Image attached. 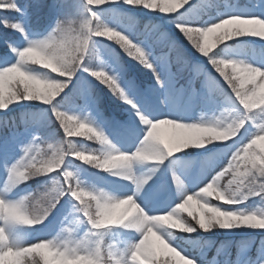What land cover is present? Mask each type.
Returning a JSON list of instances; mask_svg holds the SVG:
<instances>
[{
  "label": "clouds",
  "instance_id": "1",
  "mask_svg": "<svg viewBox=\"0 0 264 264\" xmlns=\"http://www.w3.org/2000/svg\"><path fill=\"white\" fill-rule=\"evenodd\" d=\"M189 4L72 0L44 33L22 27L23 47L4 42L14 59L0 67V111L38 107L20 113L30 134L18 155L0 157V264H264V54L241 39L264 41V0H212L198 17ZM15 5L0 0V9ZM111 45L153 70L152 57L166 56L176 91L192 101L170 106L158 78L169 111H137L127 145L69 92L82 71L119 89L105 57ZM189 150H199L198 177L190 183L172 169L170 182L159 181L166 162ZM234 230L248 235L221 241L209 257L216 242L206 234Z\"/></svg>",
  "mask_w": 264,
  "mask_h": 264
},
{
  "label": "rangeland",
  "instance_id": "2",
  "mask_svg": "<svg viewBox=\"0 0 264 264\" xmlns=\"http://www.w3.org/2000/svg\"><path fill=\"white\" fill-rule=\"evenodd\" d=\"M50 0H25L23 3H26L28 5L27 9V23L30 31L33 34H41L48 30V28L52 25L55 18L58 15H61L63 12L72 11L74 9V6L72 5V0H68V4L64 5L63 7H60L57 5V0H52V4H48ZM206 4H210L212 0H204ZM247 0H240L241 4L246 3ZM33 3V4H30ZM193 4L197 3V0H192ZM31 5V6H30ZM51 6V15L48 20H46L45 25L42 28H33L30 23V9L31 8H42ZM206 11V9H205ZM143 15V13H140ZM170 31L173 32V35L175 38L182 44L183 48L186 50V52L194 59H199L198 55L195 53L194 49L191 48V46L188 44V42L174 29L170 28ZM244 41L251 42L254 45V50L257 55L264 54L261 50V45L264 44V41H258V38L253 37H245L241 38ZM108 43V42H106ZM235 43V41L233 42ZM111 48L114 49V53L118 56L119 62L123 68V72L121 73L123 78L125 80H130L135 84L136 89L140 93L142 102L147 105L149 109L153 113H156L158 115L161 114H167L169 111V107L162 106L160 104V96L164 94V90L161 89L152 73L151 70H148L146 68H142L141 75H138L136 73H131L133 65L128 63L129 61L125 58L123 51H121L118 47L115 45H111ZM159 58L162 62H165L168 64V58L164 56L163 54H159ZM2 56V54H1ZM113 54L112 53H105L106 59L110 62L112 59ZM125 58V59H124ZM135 65H138V62L134 61ZM3 66V65H0ZM136 68V67H135ZM137 69V68H136ZM175 71V69H172ZM211 70V69H209ZM131 73V74H130ZM171 75V74H170ZM175 78L171 76V97H170V106H175L180 109H186L188 108L192 101L191 98L187 95H184L182 93H179L176 91V88L178 85H174ZM87 90V91H85ZM69 92L73 93V98L80 100H86L88 102L93 101L92 103L95 107V112L98 118L105 123V127L108 129V131L113 134L117 139L121 140L123 143L130 144L133 142L138 134V119L136 118L134 112L131 110L129 105L123 103L120 99L118 100L120 105L125 106L124 109L120 112L118 108H113L115 111L120 112L123 119L120 118V116H114V115H108L106 114V111L100 106L99 97L94 94V84L91 79V75L87 72H81L78 74V78L76 81H74L73 87L69 89ZM116 99H114L115 101ZM117 103V101H115ZM38 107L37 104H34V106L27 108L25 111H35V109ZM58 126V125H57ZM56 129L53 126H50L47 131L53 132ZM30 131L26 130L25 128L16 131L11 132L10 136L6 138L4 141L0 143V157H8V158H15L16 155H18L17 152V146L25 141L29 137ZM199 150H189V152L184 154H179L180 159L172 158L169 162H166V164L163 166L161 173L159 174V181L161 182H170L171 179V170L175 169L177 172L183 173L188 176L189 182L191 183L193 180H195L202 167L203 164L201 161L197 158V153ZM248 204H255V200H250L247 202ZM242 206V205H241ZM60 210L54 215L52 220L49 222L50 225L55 222L56 218L59 215ZM232 233V232H231ZM36 234H34L35 236ZM232 235V234H231ZM187 247V245H186Z\"/></svg>",
  "mask_w": 264,
  "mask_h": 264
},
{
  "label": "snow or ice",
  "instance_id": "3",
  "mask_svg": "<svg viewBox=\"0 0 264 264\" xmlns=\"http://www.w3.org/2000/svg\"><path fill=\"white\" fill-rule=\"evenodd\" d=\"M27 9H28V5L26 3H23L22 0H16L15 7L8 9H0V13H11V15L8 14L0 15V53H3V55L0 56V65L3 66L0 67H5L9 65L10 63L13 62L14 59V57L10 55L7 45L4 43L5 41H9V40L17 41L20 47L24 46V41L20 40L19 30L25 25H28L27 15H26ZM205 9H206V3L204 2V0H197L196 4H193L192 0H190V4L187 6V14L190 17H198L205 11ZM227 14L228 13H219L217 18ZM135 55H136L135 53H132L131 55H127V56L131 59H134ZM152 59L155 61V65H154L155 70L147 67V61L139 64L144 68L151 70V73L155 81H158L159 78L160 80L164 81L165 85L170 87L171 75L168 71L167 63L162 62L160 58H157L155 56H153ZM134 60L137 61L136 59ZM108 70L110 74L114 77L116 82L118 83L119 89H116L115 87L110 88L107 84L104 85L109 89V91L112 94L113 92H115V95L119 97V99L123 103L129 105L131 110L134 112L135 116L137 111L151 110L147 107V105H145L142 102L140 93L136 89L135 84L132 81L125 80L123 78L121 74L123 72V68L116 54H113L112 59L109 62ZM157 85L160 87L159 83H157ZM7 87H8L7 84H5L4 85L5 90H7ZM128 100H131L133 104L136 105V107L133 108L132 104L127 103ZM90 103H94V100L90 101Z\"/></svg>",
  "mask_w": 264,
  "mask_h": 264
},
{
  "label": "trees",
  "instance_id": "4",
  "mask_svg": "<svg viewBox=\"0 0 264 264\" xmlns=\"http://www.w3.org/2000/svg\"><path fill=\"white\" fill-rule=\"evenodd\" d=\"M24 1L25 0H22V2H24ZM217 2H219V0H217ZM52 3H53L52 0H50L48 4L51 5ZM30 4H33V3H30ZM50 5L47 7H42V8H38V9L37 8L34 9V8L29 7V9H30V23H31L33 28H37V27L42 28L45 25L46 20H48L49 15L54 16V15L50 14L51 10H52V7ZM3 14L11 15V13H0V15H3ZM1 54L3 55V53H0V56H1ZM123 54H124L125 58L129 61L128 63L133 65L134 71L141 73V70L143 67L139 63H138V65L137 64L135 65L134 59L129 58L124 52H123ZM91 79H92V82L94 84V94L97 95V97H99V101H100L101 106L106 110L105 103H104V96H106L107 98H110L109 100L111 101V104L113 105V107L118 108L121 112L122 109H124V106L119 104L120 103L118 101L119 98L117 96H114L104 84H102L101 82H99L98 80L93 78L92 76H91ZM114 99H116L115 101H117V103L114 101ZM34 104H36V102L25 101V102H22L20 104L12 105L7 110V112L0 111V118L6 117L7 121H8L7 125H5L2 121H0V143L9 137L11 132H16V131H19V130L24 128V126L19 123L20 113L26 112L25 110L29 107L34 106ZM55 127L58 128L57 125H54V128ZM36 183H37L36 181H33L32 182L33 186H35ZM206 235H207V238H210L216 242V245H214L211 248V250L208 252V256L211 257L214 254H216L217 246L219 245V243L221 241L241 240L242 238H244L248 235V232L245 230H234L232 233L221 231L218 233L206 234ZM251 251L253 253H255V247H252Z\"/></svg>",
  "mask_w": 264,
  "mask_h": 264
}]
</instances>
